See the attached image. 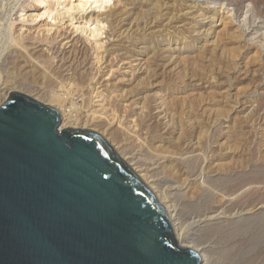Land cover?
I'll use <instances>...</instances> for the list:
<instances>
[{"label":"rangeland","instance_id":"rangeland-1","mask_svg":"<svg viewBox=\"0 0 264 264\" xmlns=\"http://www.w3.org/2000/svg\"><path fill=\"white\" fill-rule=\"evenodd\" d=\"M35 5L0 0L9 90L56 108L60 129L95 128L167 214L213 207L174 218L183 244L201 241L203 263L264 264V10L247 0L238 11L226 0H111L88 13L59 4L47 19ZM98 17L101 34L76 29Z\"/></svg>","mask_w":264,"mask_h":264},{"label":"water","instance_id":"water-1","mask_svg":"<svg viewBox=\"0 0 264 264\" xmlns=\"http://www.w3.org/2000/svg\"><path fill=\"white\" fill-rule=\"evenodd\" d=\"M59 124L21 92L0 105V264H200L100 134Z\"/></svg>","mask_w":264,"mask_h":264},{"label":"bare ground","instance_id":"bare-ground-1","mask_svg":"<svg viewBox=\"0 0 264 264\" xmlns=\"http://www.w3.org/2000/svg\"><path fill=\"white\" fill-rule=\"evenodd\" d=\"M37 2H38V6L36 7V5H35V7L39 10V12L38 13H36V16H38V15H41V16H45L47 19L50 17H52L53 18V16H52V14H53V12H55L56 14H61V13H59L58 12V10H57V7L59 6V4H61L62 5V7H63V9H64V13H70V12H72V11H79V12H86V13H88V12H91V11H88V9L90 8V9H96V8H98V7H104V6H107L108 4H110V2H111V0H36ZM214 1H222V0H206V2H214ZM223 1H225V0H223ZM227 1V3H229V4H233L235 7H236V9H237V11L239 10V7H241V6H239V4L240 3H242L243 1H246V0H226ZM248 2H250V3H252L253 4V6H254V8L257 10V11H263L264 10V0H247ZM195 2H194V4H192V6L193 7H195ZM9 7V6H8ZM206 7H208V6H206ZM105 8V7H104ZM99 10V9H98ZM33 12H34V10H33ZM61 12V11H60ZM260 14V13H259ZM262 14V13H261ZM30 16H31V14H29ZM1 16H3V15H1ZM63 16V15H62ZM72 17V16H71ZM102 17V16H101ZM4 18V17H3ZM31 18V17H30ZM35 18V17H34ZM89 18V17H88ZM2 19V18H1ZM0 19V20H1ZM2 21V20H1ZM3 23V22H2ZM0 24L1 25V28H0V34L4 37L5 35H4V27H3V24ZM49 23V22H48ZM51 24V23H50ZM92 24H94L93 26H91ZM101 24L104 26V24H103V21H101L100 19H99V17H98V19H95V21H93V22H89V21H86L85 20V22H83L82 24H80V26L78 25V26H76V29H80V31L81 32H83L84 30H86L87 32H89V36L90 35H92V36H94V35H99V34H101L102 33V27H101ZM47 31V30H46ZM45 31V32H46ZM8 31H7V29H6V32L5 33H7ZM86 32V33H87ZM2 37V38H3ZM112 38V37H111ZM4 39V38H3ZM3 39L2 40H0V55H2L1 53L3 52V47H4V42L5 41H3ZM19 39V38H18ZM18 39H15V38H11V40H10V42H8V45H11V44H19V40ZM3 41V42H2ZM28 43V42H27ZM31 44V43H30ZM7 45V44H6ZM26 45V44H25ZM102 46V45H101ZM43 47V46H42ZM103 47V46H102ZM35 48H37V47H35ZM2 49V50H1ZM8 49V48H7ZM11 49V48H10ZM17 51V50H16ZM36 51V50H35ZM8 52V51H7ZM18 52V51H17ZM9 53V52H8ZM16 53V52H15ZM23 53V52H22ZM39 53V52H38ZM44 53V52H43ZM42 53V54H43ZM5 54V53H4ZM14 54V53H13ZM20 54V53H19ZM45 54V53H44ZM8 55V54H7ZM49 55V54H48ZM44 56V55H43ZM52 56V55H51ZM4 57V56H3ZM2 57V58H3ZM24 57V56H23ZM34 57V56H33ZM32 58V57H31ZM5 59V58H4ZM7 59V58H6ZM5 59V60H6ZM24 59V58H23ZM48 59V58H47ZM27 61V60H26ZM9 62H10V60H9ZM8 62V63H9ZM24 62V61H23ZM6 63V62H5ZM25 63V62H24ZM34 63V62H33ZM7 65V64H6ZM28 65V64H27ZM29 66H30V64H29ZM34 66V65H33ZM5 67V66H4ZM3 67V68H4ZM15 67V66H14ZM18 67V66H17ZM14 69L15 68H12V66L11 65H7L6 66V71L4 72V73H2L1 71H0V103L2 104V103H4L5 101H6V98L8 97V95H9V93L10 92H14V90H9V86L7 85V78L8 77H10L11 75H13V73H14ZM37 69V68H36ZM38 69H40V68H38ZM57 69V68H56ZM61 73V72H60ZM57 74V73H56ZM60 78V77H59ZM13 80H15V79H13ZM19 80V79H18ZM16 82V81H15ZM14 83V82H13ZM18 84V83H17ZM16 84V85H17ZM18 86V85H17ZM61 86V85H60ZM12 87V86H11ZM16 87V86H15ZM14 88V87H13ZM18 88V87H17ZM15 90H17V89H15ZM63 97V96H62ZM33 99H36V98H33ZM37 100V99H36ZM45 104V103H44ZM64 107V106H63ZM66 108V107H65ZM89 119V118H88ZM85 124V123H84ZM60 129V128H59ZM61 129H63L62 127H61ZM89 130H92V131H94V132H97L96 130H94V129H90V128H88ZM98 134H100L99 132H97ZM105 139V138H104ZM106 141H107V139H105ZM111 146V145H110ZM114 147V146H113ZM124 162H125V160L122 158V157H120ZM126 164H128V166H130L129 165V163H127V162H125ZM130 169L138 176V177H141L142 175L141 174H137V169H132L131 167H130ZM136 171V172H135ZM260 172V171H259ZM258 173V172H257ZM262 174V173H261ZM261 174H259V175H261ZM147 175V174H146ZM144 176V175H143ZM264 176V175H263ZM245 177V176H244ZM257 178V177H256ZM263 178V177H262ZM261 178V179H262ZM145 179V178H144ZM243 179V183L245 184L246 183V181L247 180H244V178H242ZM248 179V178H247ZM254 179H255V177H254ZM142 180H143V178H142ZM252 180V179H251ZM258 180V179H257ZM239 181V180H238ZM258 181H260V180H258ZM146 183H144L145 185L146 184H148L147 182V180L145 181ZM240 182V181H239ZM249 183L251 182L250 180L248 181ZM247 182V183H248ZM238 183V182H237ZM236 183V184H237ZM241 183V182H240ZM243 183H241L240 185H238V187H237V190L238 189H242L243 187L242 186H244V184ZM253 183V182H252ZM255 183V182H254ZM253 183V184H254ZM259 183V182H258ZM239 184V183H238ZM256 185H257V183H255ZM147 186V185H146ZM149 187H151L152 188V186H150V184L148 185ZM147 186V187H148ZM188 186V185H187ZM148 187V188H149ZM235 187L236 186H234L233 187V185H232V187H230L229 188V190L227 191V194L228 195H230V193H233V192H235ZM234 188V189H233ZM150 189V188H149ZM192 189V188H191ZM236 190V191H237ZM188 191V190H187ZM190 192V191H189ZM243 193H245V192H243ZM242 193V194H243ZM247 194H244V195H242V196H246ZM164 197V196H163ZM252 197V196H251ZM160 198H162V197H160ZM164 198H167V196L166 197H164ZM193 198H194V196H193ZM243 198V197H242ZM253 198V197H252ZM260 198V197H259ZM262 198V197H261ZM190 199H191V197H190ZM162 200V199H161ZM254 200H255V198H254ZM164 201V200H163ZM162 201V202H163ZM249 201V200H248ZM159 202V201H158ZM166 202V201H165ZM258 202H260V201H258ZM160 203V202H159ZM241 203V202H240ZM255 203V202H254ZM161 204V203H160ZM259 204V203H258ZM162 205V204H161ZM237 205H239L238 204V200H237V202H235V203H232V205H231V208H234L235 206H237ZM250 205V204H249ZM163 206V205H162ZM169 206H171V205H169ZM168 205H167V207H169ZM251 206V205H250ZM253 206V205H252ZM164 207V206H163ZM166 207V206H165ZM165 207H164V209H165ZM241 207V206H240ZM254 207V206H253ZM211 208H213V207H206V205H205V202H202V201H195L194 203H190V204H187V207H186V209L184 210V211H179V210H175V213L173 214V213H171L169 210H168V214H167V210L165 209V211H166V214H167V216H168V219H169V221H170V223H172L171 225H173V228H174V231H175V235H174V237H175V240H176V242H177V244H179L180 246H185V247H190V248H192L193 250H195L197 253H198V255H199V257H200V264H205V263H203V261L205 260V256H206V252H205V250H204V248H202V247H200V242L198 241V239H193V240H191V241H189V244H183V237H184V234H185V230H184V227H183V224H180V226L178 227L177 226V224L174 222V218H179V217H181V216H188V217H191V215H196V216H200L201 214H203V212L205 211V210H207V209H211ZM217 209V208H216ZM219 209H220V206H219ZM226 209V208H225ZM234 210V209H233ZM232 210V211H233ZM222 211H223V209H222ZM229 211V210H228ZM177 216V217H176ZM213 217V216H212ZM250 224V223H249ZM245 227V226H244ZM215 228V227H214ZM236 228V227H235ZM243 228V227H242ZM219 229V228H218ZM182 231V232H179V231ZM255 230V229H254ZM219 231V230H218ZM257 231V230H256ZM187 232V231H186ZM214 232V231H213ZM216 232V231H215ZM244 232H245V230H244ZM221 233V232H220ZM228 233V232H227ZM252 233V232H251ZM229 234V233H228ZM203 235V234H202ZM206 235V234H205ZM221 235V234H220ZM223 235H224V232H223ZM212 236V235H211ZM228 235H226V237H227ZM252 236V235H251ZM220 237V236H219ZM249 237V236H248ZM213 238V237H212ZM223 238V237H222ZM207 239V238H206ZM211 239V238H210ZM209 239V240H210ZM221 239V238H220ZM248 239V238H247ZM216 241V240H215ZM223 241V240H222ZM240 241V240H239ZM238 242V241H237ZM246 242V241H245ZM186 243V242H185ZM216 244H220V241H216L215 242ZM242 243V242H241ZM204 245V244H203ZM231 245H233V244H231ZM230 247V246H229ZM235 247V246H234ZM254 247V246H253ZM224 248V247H223ZM222 249V248H221ZM227 249V248H226ZM223 250V251H221L218 255H220L219 257L220 258H223V254H225V256L227 255V254H229V250L227 249V250ZM241 249V248H240ZM260 249V248H259ZM262 249V248H261ZM263 249H264V247H263ZM262 249V250H263ZM220 250V249H219ZM207 251V250H206ZM239 252V251H238ZM261 252V251H260ZM217 254V253H216ZM233 255V254H232ZM231 255V256H232ZM236 255V254H235ZM224 256V257H225ZM263 256V255H262ZM217 257V256H216ZM228 257H230V256H228ZM250 258V257H249ZM254 258V257H253ZM263 258V257H262ZM232 259V258H231ZM246 260V259H245ZM250 260H251V258H250ZM254 260H256V259H254ZM247 261V260H246ZM231 262V261H230ZM256 262V261H255ZM254 262V263H255ZM225 264H227V263H225ZM251 264V263H250ZM262 264V263H261Z\"/></svg>","mask_w":264,"mask_h":264}]
</instances>
